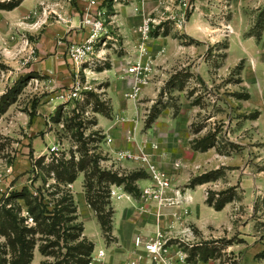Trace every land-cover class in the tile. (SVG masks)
<instances>
[{"label": "rangeland", "instance_id": "1", "mask_svg": "<svg viewBox=\"0 0 264 264\" xmlns=\"http://www.w3.org/2000/svg\"><path fill=\"white\" fill-rule=\"evenodd\" d=\"M63 1H37L8 28L0 20V264H27L30 253L32 264L35 252L43 257L40 264L63 258L68 264H75L78 252L70 249L82 237L93 244L91 255H96L101 249L96 251L95 244L84 235V219L88 213L96 217L106 243L113 240L114 210L110 196L115 185H122L128 191L129 195L124 193V196L135 210L126 215V220L136 221L141 212L151 213L157 203L145 201L141 191L146 186L138 187L135 183L145 176L151 180L149 185L153 183L149 164L134 154L143 151L148 161L167 175L154 160L157 141L170 149L174 143H189L192 149L214 151L215 148L225 165L203 177L209 180L219 177L228 182L233 170L237 174L233 173L232 182L237 185L213 187L228 191L222 196H211L213 190L209 189L207 199L221 205L236 198L240 226L252 214L247 208L255 201V196L243 193L246 187L250 190L255 185L250 176L258 174L257 186L262 193L255 201L258 214L249 231L264 240V0H206L205 23L211 33L204 38H209L208 41L181 34L180 43L186 50L171 58L172 61L156 64L153 59L152 81L135 100L125 97L130 81L121 84L120 90H126L124 100L126 103L130 100L129 108L133 110V114L126 112L122 117L112 113L109 99L103 95L109 82H93V71L101 70L104 65L97 63L92 67L87 61L79 70L73 65L69 49L76 43L67 47L70 63L66 74L60 77L55 72L47 74L40 67L42 53L38 44L43 34L42 24L65 22L60 14L66 12L68 1L67 4ZM21 2L5 0L0 8L10 10ZM194 8L193 1L192 11ZM104 19L106 23L105 16ZM169 22L164 23L161 33L171 26ZM157 29L152 30L151 37ZM56 41L62 43L65 38ZM159 45L156 41L151 49L155 51ZM190 45L196 49L190 51ZM106 47L101 43L96 46V53L102 58L107 53ZM162 53L166 52L162 50ZM75 86L80 87V96L70 98L68 95ZM98 113L121 120L116 128L123 129L113 134L122 140L120 149L128 148L136 153L126 152L131 155L128 158H120L125 151L113 154L106 142L108 138L112 145L117 141L96 126ZM124 129L130 130V139L143 140L145 147L138 151L137 147L126 145ZM124 159H128L126 165L119 164ZM71 173H76V179L82 174V188L90 205L88 213L80 210L79 216L66 181ZM177 189L186 191L182 187ZM70 195L72 200L68 198ZM28 200L47 205L51 213L60 212L59 225L53 234L45 235L38 228L29 214ZM125 230H129L127 226ZM19 237L29 242L23 254L19 252ZM235 239L238 240L236 252L229 251L230 240L226 239L218 245L197 246L189 242L179 248L186 251L190 264H246L248 244L241 236ZM54 243L42 253V247ZM71 254L76 257L72 259ZM255 258L258 261L264 258V249Z\"/></svg>", "mask_w": 264, "mask_h": 264}, {"label": "crops", "instance_id": "2", "mask_svg": "<svg viewBox=\"0 0 264 264\" xmlns=\"http://www.w3.org/2000/svg\"><path fill=\"white\" fill-rule=\"evenodd\" d=\"M4 1L0 0V3ZM37 1L44 0H22L19 5L10 10L0 8V20L3 19V22L7 24L6 28H8L16 19L21 18V14H25L23 12H28L30 6L35 5ZM60 1L64 2L63 0ZM67 1L66 12L63 11L60 14L65 22L56 20V23L49 22L42 24L43 34L38 44V49L42 53L40 67L43 72L47 74L52 72L59 73L58 75L56 74L59 77L68 71L67 64L70 63V60L67 47L73 43L81 42L88 34L87 29L82 28L80 24L84 12L89 7L90 0H66V4ZM193 1L195 8L189 14L184 28L181 29L173 22H169L171 25L167 26L169 30L167 29L164 33H161L162 31L160 30L165 27L164 25L158 27L157 32L152 34L150 40L147 41L146 56L154 59L156 64L165 60L172 61L170 60L171 58L186 50L187 47L180 43V40L182 41L181 34L197 41H208L209 38H206L207 40L204 38L206 35L208 37L211 33L207 29L205 23L207 19L204 16L205 7L208 5L207 1ZM97 2L98 6L93 7L92 10L100 9L104 12L108 39L107 45H105L107 46L105 48L107 51L105 57L98 58L96 55L91 57L90 63L92 67L104 65L101 70L93 71V82L95 84L101 83V81L109 82L110 85H106L103 95L109 99L112 113L122 117L126 115V112L133 114L132 108H129L132 103L130 100L128 103L124 100L126 90L123 88L120 90L119 87L129 80L126 73L127 64L140 58V38L137 28L147 16L157 14V6L154 0H147L145 2L142 0H97ZM23 24L30 26V23L24 21ZM60 37H64L65 41L57 44L56 40ZM186 37H183L184 40ZM156 41L160 45L157 50L153 51L151 46ZM189 49L190 51H194L196 46L190 45ZM162 50L166 53H162ZM70 65L73 66L72 63ZM147 88L143 90L146 91ZM97 116L98 121L96 126L99 127L103 134H108V136L114 137V140L117 141V144L114 142L113 145L111 142L110 144L106 142V145L110 147L113 154L120 151L130 152V154L136 153H133L128 148L120 149L122 140L113 134L115 130L123 129L121 126L120 128H116L121 121L120 119L113 120L99 113ZM128 131L130 130L124 129L123 131V137L125 136L123 141H125V144L132 145L131 147L134 148L137 147L138 151L142 150L140 148L145 147L143 140L130 139ZM120 133L118 134L119 136ZM157 143V149L153 152L154 160L169 176L172 185L171 189L166 191L163 204L160 207L158 205L153 206L151 213L141 212V216L136 221L130 222L126 220V215L134 213L135 210L131 206L132 202L124 196V193L126 196L129 195L128 191L122 185H115L110 196L114 213L111 223L113 240L109 244L106 243L102 236V230L96 217L88 213V206L90 208V205L87 203L85 191L82 188V174L79 173L77 179L68 184L78 209L77 215H80V210L88 213L83 223L84 235L95 244L96 251L101 249L106 254L102 264H122L126 262L132 256L131 252L134 248L133 239L137 234L148 236L159 229L167 232L172 227L170 232L179 235L185 225L191 226L193 233L190 237L192 239L190 242L197 246H202L206 243L218 245L219 242L226 239L230 240L229 251L236 252L238 251V240L235 239V236L237 238L241 236L249 247L244 257V259L246 258V264H264V258H261L259 261L255 260V255L261 253L264 249V240H260L261 236L256 235L255 232L249 231V228L253 227L255 223V215L258 214V211L254 208L255 201L262 193V190L257 186L260 178L258 174H255L254 177L250 176L255 185L250 190L249 187H246V191L243 193L249 197L255 196V201L254 205H250L247 208V211H251L252 214L249 213L240 226L239 204L236 202V198L225 201L219 208L213 203L208 202L207 199L209 189L213 190L211 194L216 196H222L228 191V188L217 190L213 187L227 184H230L232 187L237 185L236 182H232L233 173L237 174V171L233 170L231 171L232 173L230 172L231 179L228 182L223 181L219 177L214 178L215 180L203 177L205 174L212 172V170H217L225 165L223 157L217 153L215 148L214 151L209 148L192 149L189 143H184L183 145L174 143V146L170 149V147L166 148L164 147L165 145L158 141ZM150 145H152V142ZM142 154L145 155L143 151L141 153L137 152L134 155L141 159ZM127 161L128 159L120 160L119 164L126 165ZM136 161H134L135 164L138 162ZM138 163L143 165L142 162ZM236 177L238 176L236 175ZM135 183L138 187H144L149 185L151 180L149 176H145L136 179ZM177 187H182L186 190L184 192L186 201L182 204H176L174 190H177ZM231 189L236 191L238 188ZM81 214L83 215V212ZM126 223L128 225H125ZM126 226L129 229L128 231L125 230ZM173 250H176V248ZM42 259L43 257L35 252L32 264H40Z\"/></svg>", "mask_w": 264, "mask_h": 264}, {"label": "built area", "instance_id": "3", "mask_svg": "<svg viewBox=\"0 0 264 264\" xmlns=\"http://www.w3.org/2000/svg\"><path fill=\"white\" fill-rule=\"evenodd\" d=\"M118 1V0H114ZM147 1V0H142ZM156 2V15L147 16L137 32L140 38V58L128 64L126 73L129 75L130 88L125 93V97L135 100L140 96L142 89L151 83L155 73L154 61L147 55L146 43L151 38V32L154 28L162 27L164 22L171 21L179 28H184L188 19V14L193 8L192 0H154ZM97 0H90L81 19V26L88 29V34L84 40L72 45L69 49V56L73 65L77 70L83 63L90 61L91 57L96 55L100 58L101 55L96 53V46L107 45V29L105 25L104 12L100 9L92 10L97 7ZM228 31L230 28H227ZM61 43V42H60ZM146 56V57H145ZM145 57V59H144ZM80 87L75 86L68 95L70 98H78L80 96ZM107 142H111L108 138ZM55 150V147L52 148ZM120 154V153H119ZM131 155L126 152L120 154V158H128ZM149 164V169L153 183L146 186L141 191V197L145 201L156 202L157 205H162L164 195L171 188V183L168 176L154 163H150L146 155L142 156ZM176 204H182L186 201L184 193L179 189L174 190ZM169 231L157 230L152 235L144 236L137 234L133 239V250L131 257L122 264H190L187 259L188 255L185 250L179 246L189 244L193 230L190 225H185L179 235H175ZM175 241V242H174ZM176 248V250H173ZM105 252L99 250L96 255H91L89 264L101 262Z\"/></svg>", "mask_w": 264, "mask_h": 264}, {"label": "trees", "instance_id": "4", "mask_svg": "<svg viewBox=\"0 0 264 264\" xmlns=\"http://www.w3.org/2000/svg\"><path fill=\"white\" fill-rule=\"evenodd\" d=\"M75 174H73V173L69 174L68 179L66 181L69 183L73 182L76 179ZM210 195L213 196V194H210ZM68 198H70L72 200L71 195ZM209 199L210 198L208 197V202L212 203L211 199L210 200ZM63 201H65V198ZM224 203L225 202H223L221 205H217L216 203H213V204L219 208ZM27 204L29 206L30 216H32L33 220L36 222V224H38V228L41 229L42 233L45 235L53 234V232L56 231V228L59 225L60 212H52L51 213V211H49V208L47 205H45V204L43 205L42 203L34 204L32 200L31 201L28 200ZM63 209L64 208H62L61 211ZM15 227L17 228L16 225H15ZM19 235H21V234H19ZM78 238H79V236H78ZM18 243L20 244V249H19L20 254H23L25 251L28 250L29 242L26 240V238L19 237ZM86 243H88L87 244L88 249H86V246H85ZM53 245H55V243L50 244V245H45L44 247H42V249H41L42 253L44 254L46 252V249L48 247L53 246ZM31 249H33V247ZM92 249H93V244L91 242H88L86 240V238L82 237L79 244H77L76 246H74L73 248L70 249V250H74V251L78 252V255L76 258L77 261L75 262V264L76 263L77 264H89L90 260H91ZM84 250H86V252H84ZM31 257H32V253H30V256H29L30 259H29V262L27 264H30ZM69 257H71L73 259V257L75 258L76 256L71 254ZM68 263H69L68 260L63 258V259L57 260L53 263L49 262V263H45V264H68ZM16 264H18V263H16Z\"/></svg>", "mask_w": 264, "mask_h": 264}]
</instances>
